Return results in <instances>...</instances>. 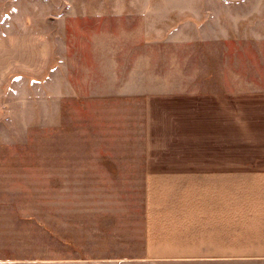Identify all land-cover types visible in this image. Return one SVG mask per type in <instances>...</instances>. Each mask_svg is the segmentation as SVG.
<instances>
[{
  "label": "rangeland",
  "instance_id": "obj_1",
  "mask_svg": "<svg viewBox=\"0 0 264 264\" xmlns=\"http://www.w3.org/2000/svg\"><path fill=\"white\" fill-rule=\"evenodd\" d=\"M212 98L263 158L264 0H0L1 256L141 264L147 157Z\"/></svg>",
  "mask_w": 264,
  "mask_h": 264
},
{
  "label": "crops",
  "instance_id": "obj_2",
  "mask_svg": "<svg viewBox=\"0 0 264 264\" xmlns=\"http://www.w3.org/2000/svg\"><path fill=\"white\" fill-rule=\"evenodd\" d=\"M211 101L193 120L176 114V152L150 150L141 264H264V157L229 156L228 104ZM19 260L0 254L32 264Z\"/></svg>",
  "mask_w": 264,
  "mask_h": 264
}]
</instances>
